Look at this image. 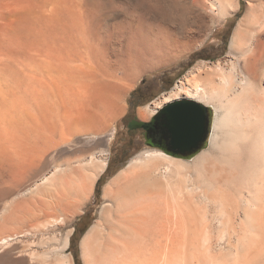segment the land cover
<instances>
[{"label": "bare ground", "instance_id": "obj_1", "mask_svg": "<svg viewBox=\"0 0 264 264\" xmlns=\"http://www.w3.org/2000/svg\"><path fill=\"white\" fill-rule=\"evenodd\" d=\"M53 1L58 10L68 4V0ZM245 1L246 14L237 24L228 55L209 66L203 75H195L192 82L179 81L170 92L143 106L139 117L147 118L169 103L189 99L199 103L216 101L224 111L223 118L230 120H264V0ZM202 4L212 14L226 17L237 13L240 0H203ZM84 6L90 8L89 3ZM67 17V21L72 18ZM75 17L69 22L73 29L77 28L74 32L79 31ZM23 19L19 22L28 21L25 16ZM50 21L53 23V19ZM91 22L88 29L95 33L99 24L97 29ZM153 31L149 32L155 34ZM5 32L0 25L4 39ZM163 35L167 40L168 33ZM152 44L149 48L157 51V44ZM50 60L39 67L45 70L57 66L53 69L64 72L62 79H75L80 68H75L76 60H72L75 67L64 61H55V65ZM104 71L87 74L91 76L82 83L84 99L77 103L79 109L57 116L52 115L47 95L51 92L61 97V78L41 81L45 85L41 83L40 87V81L32 76L13 72L14 95L2 89L0 83V264H74L71 254L65 253L73 232L70 224L90 201L96 181L107 170L109 156L106 149L83 153L84 149L74 143L93 141L106 134L110 139L115 121L125 112L124 96L133 86L130 79H113L115 71L112 76ZM212 109L216 126L217 112ZM260 139V165L252 172L245 191L235 168H231L227 179L224 162L219 155L215 157L219 146L214 134L209 138V148L192 160L157 149L130 159L104 186V203L80 243L83 263L264 264V131ZM61 147L73 148L76 156L65 158ZM58 154L66 160L56 162ZM51 162L56 164L50 170L42 168ZM248 229L254 231L251 238H247L249 234L246 237ZM13 253L22 257L19 263Z\"/></svg>", "mask_w": 264, "mask_h": 264}, {"label": "rangeland", "instance_id": "obj_2", "mask_svg": "<svg viewBox=\"0 0 264 264\" xmlns=\"http://www.w3.org/2000/svg\"><path fill=\"white\" fill-rule=\"evenodd\" d=\"M202 1L203 0H68L66 3L69 5L65 4V9L58 10L57 4L53 3V0H0V25L3 26L6 31L5 39L4 34L0 35V83L2 84L0 85L8 94H15L14 84L16 80L13 78V72L21 73V76H32L33 79L40 81L37 82L40 83L38 86H40L42 82L47 83L48 80L54 79L53 77H59L61 81H64L61 82L62 84L59 86L60 93L62 94H60L61 97H57V95L51 92L47 95L49 96L47 97L48 100H51L52 115L57 116L63 114L65 111H71L72 108V110H74L75 107L79 109V105L81 104L80 101L84 99L82 95V83L89 80L88 76L93 75V71L102 73L103 70H108L109 72H107L110 73L109 75L115 71V74H113V76L111 75L113 79L115 77L119 78H117L118 80L116 79L117 81H121L122 78L123 80L130 79L133 83L132 88L124 96L125 112L115 121V130L110 139V134H106L107 136L104 135L103 137H99V139L96 138L94 139L95 141L76 140L75 143L73 142L75 147L84 149L83 153L97 152L102 149H106L109 153L107 170L96 181L90 201L85 204L81 211L82 213L80 212L70 224V228L73 229V232L70 236L69 246L65 253L71 254L74 264H84L81 258L80 243L84 235L97 219L98 212L104 203L102 198L104 186L126 166L130 159L146 150L156 149L145 145L142 133L136 130L131 134L130 130L127 129L128 121L132 119L139 121L137 119L139 116V110L137 108L148 105L162 94L170 92L179 81L187 80L192 82V78H197L196 76L198 74L203 75L205 71L209 69V66L225 58L230 51L231 39L237 24L246 14V1L240 0V7L237 13L226 17L212 14L205 8ZM85 3L87 5L89 3L90 8L86 9L87 6H84ZM9 8L11 9L9 10ZM59 8H61V6ZM65 12L66 17L68 16L67 19L69 16L72 17L70 20L75 17L74 15H78V18L76 19L75 17V20L78 21L79 31L74 32L77 28L74 27L75 29H73L71 26L72 22L69 23V19V21H67L66 17L63 18ZM72 12L74 17L71 14ZM90 15L92 17H90ZM24 16L26 19L30 18L27 22H19L24 21ZM218 16L219 18H217ZM15 18H18L17 22ZM56 18H59V23H56L58 22ZM88 18L93 20V22L90 21L91 25L93 23V26L96 28L99 24L98 27L100 30L97 28L98 31L91 33L88 29L90 26L88 25L90 23ZM13 19L15 20L13 21ZM52 19L53 23L50 21ZM83 21L86 22L83 24ZM6 23L7 26H5ZM5 27L8 30H6ZM153 29L155 30V34H152L154 33ZM162 32L166 35L168 33V37L165 36L167 40H165V38L163 39L164 35ZM156 33L157 37L155 36ZM10 39H14V41L10 42ZM161 40L163 42H161ZM152 41L153 44L151 43ZM147 42L150 44H147ZM127 43L128 45H126ZM151 44L152 47L156 44L158 47H161L158 48L155 46L157 47V51L156 48H153L154 51H152L149 48ZM125 45L127 49H125ZM129 46L132 48L130 49ZM146 46L148 50L145 48ZM128 49H130V51ZM118 51H120V53ZM53 53L56 54L55 57H51ZM100 57L101 60L103 59V62H101ZM49 58L52 59L50 60ZM77 58L81 60H76ZM48 60L52 63L55 61L58 63L64 61L68 64L72 63V60H76L74 61V64H77L76 67L73 63L72 64L75 68H80L77 69L78 73L75 72L77 74H74L76 75L75 79L71 80L69 78L65 80V77L62 79L64 72H62V70H54L57 66L51 69H41L39 65H42L44 61ZM57 62L54 64L57 65ZM72 64L71 66H73ZM150 64L151 66L149 67ZM36 66L38 68H36ZM46 70L49 73H46ZM49 70H51V72ZM105 71L104 73H106ZM90 73L91 75L87 76V74ZM199 83L202 84V81ZM76 88L81 89V91L79 89L77 91ZM72 89H75V92ZM69 90L73 93L71 94ZM70 95H73V97ZM60 98H62L63 101H61ZM130 98L132 104L144 103V105L130 109L128 103ZM79 102L80 104H77ZM201 103L207 107L215 108L217 112V125L212 127L211 132V135L214 134L216 136L219 146L218 148L216 147L217 155L215 157L218 158L219 155L221 159H218L224 162L227 179H229L228 176L232 169L234 170L235 168L241 187L243 191H245V187L250 180L252 172L260 165V159L258 158L260 144L257 142L261 141L260 137L264 131V120L260 121V123L259 121L249 122L242 119V121L238 122L237 118H232V120H230V117L223 118L224 111L217 106L216 101L204 100L202 102L201 100ZM209 146L208 143L207 147L202 151L207 150ZM64 148L66 147L60 148V153H62L61 155L65 153V156L63 155L65 158L69 159L71 156L73 158V155L74 157L76 156L72 151L73 148H66L68 152L66 149L64 150ZM202 151L195 156L199 155ZM220 151H222V153ZM59 154L56 156L58 159L56 158L55 161L61 163L59 160L62 161L63 159L64 161L66 159H64L63 156H59ZM195 156L185 160H192ZM56 162H51L47 164V167L44 165L45 167L43 166L42 168H45L46 171L50 170ZM244 170L247 171L244 172ZM249 230L250 229L245 231L247 234L246 237L249 234L247 238H251L254 234L253 230ZM12 257L15 258L18 263L21 261L20 259H22V257H18L16 253H13ZM248 258H250V256Z\"/></svg>", "mask_w": 264, "mask_h": 264}, {"label": "water", "instance_id": "obj_3", "mask_svg": "<svg viewBox=\"0 0 264 264\" xmlns=\"http://www.w3.org/2000/svg\"><path fill=\"white\" fill-rule=\"evenodd\" d=\"M157 116L158 120L154 119ZM213 109L197 101L185 99L174 101L158 110L148 122L136 121L135 128L147 129L155 124L153 136L161 135L163 144H154L146 138L145 145L183 159H190L205 149L213 127Z\"/></svg>", "mask_w": 264, "mask_h": 264}, {"label": "flooded vegetation", "instance_id": "obj_4", "mask_svg": "<svg viewBox=\"0 0 264 264\" xmlns=\"http://www.w3.org/2000/svg\"><path fill=\"white\" fill-rule=\"evenodd\" d=\"M158 120V119H156ZM159 121V120H158ZM156 121V123L158 122ZM136 120L132 119L130 121L127 122V129L130 130L131 134L134 133L136 130L139 131L140 133H142V136L146 135V138L148 140H150V142L154 143V144H163L165 147L166 142L163 141L162 136L161 135H154L153 136V132H151L153 130V128H155L154 126L155 124H149L147 125V129L145 130L144 128H135L134 124H135ZM144 143L146 142V140L143 138Z\"/></svg>", "mask_w": 264, "mask_h": 264}, {"label": "trees", "instance_id": "obj_5", "mask_svg": "<svg viewBox=\"0 0 264 264\" xmlns=\"http://www.w3.org/2000/svg\"><path fill=\"white\" fill-rule=\"evenodd\" d=\"M128 103H129V108L130 109H133V107H137V106H140V105H144V103H142V104L138 103V104H135V105L132 104L131 98L129 99ZM154 119H158L157 116H154ZM98 183H99V181H98Z\"/></svg>", "mask_w": 264, "mask_h": 264}, {"label": "crops", "instance_id": "obj_6", "mask_svg": "<svg viewBox=\"0 0 264 264\" xmlns=\"http://www.w3.org/2000/svg\"><path fill=\"white\" fill-rule=\"evenodd\" d=\"M142 108V106L141 107H138L137 109L139 110V109H141ZM153 116V115H152ZM152 116H148L147 118H141V117H137V119L139 120V121H142V122H148L149 121V119L152 117Z\"/></svg>", "mask_w": 264, "mask_h": 264}]
</instances>
